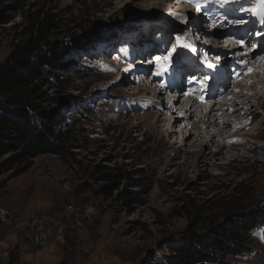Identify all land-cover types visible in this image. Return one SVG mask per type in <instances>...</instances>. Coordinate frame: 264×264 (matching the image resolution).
Instances as JSON below:
<instances>
[{"label": "rangeland", "instance_id": "rangeland-1", "mask_svg": "<svg viewBox=\"0 0 264 264\" xmlns=\"http://www.w3.org/2000/svg\"><path fill=\"white\" fill-rule=\"evenodd\" d=\"M26 5L31 11L42 5L65 26L76 24L80 18L87 20L86 16L97 22L114 21L107 26L113 32L138 27L131 38L149 34L146 31L160 22L162 32L166 30L164 33L170 36L183 28L191 41H199L197 46L209 39L206 34H216L201 24L203 34L206 33L202 35L199 22L194 20L200 17L194 13L184 16L187 21L188 15L192 17L189 24L165 23L164 17L176 18L169 14L177 5L173 0H28ZM10 15V22L0 24V61L10 52L22 27L21 16ZM178 25L182 28L166 29ZM115 35L116 39L95 56H89L84 64L93 67L99 80L80 93L69 91L74 101L92 105L103 123L78 118L76 122L83 129L80 137L89 142L75 146L73 156L64 159L57 154H40L23 165L18 175L2 166L0 264L159 263L164 260L162 257L172 255L168 249L170 240L185 229L192 214L205 225L216 217L212 210L227 203L224 196L228 193L241 191L244 195L264 197V103L257 106L259 114L253 124L246 119L241 126L234 119L233 128L220 126L221 139L215 140L217 145L225 146L222 152H217V147H205L204 143L191 146L185 136L191 123L199 114H205L210 104L202 105L201 112L192 108L198 110L195 118L177 122L176 115L181 116L183 108L179 103L170 114L167 95L160 94L163 107L149 105L148 97L137 88L142 87L139 79L144 76L131 73V56L124 58L118 49L120 41L126 45L127 36L121 32ZM245 84L240 82L244 87ZM142 85L153 91L148 96L158 95L154 84L145 81ZM119 100L127 105L115 110L111 102ZM162 112V118L156 115ZM223 114L227 116L226 112ZM157 119L159 130L168 133L165 140L160 138L159 130L152 128ZM218 126L207 129L205 138ZM97 166L114 173L126 171L130 178L114 185L95 173ZM111 184L110 193L102 190ZM122 190L131 194L122 199ZM245 243L254 252L240 258L238 264H264L260 233Z\"/></svg>", "mask_w": 264, "mask_h": 264}, {"label": "trees", "instance_id": "trees-1", "mask_svg": "<svg viewBox=\"0 0 264 264\" xmlns=\"http://www.w3.org/2000/svg\"><path fill=\"white\" fill-rule=\"evenodd\" d=\"M27 1L0 0V24L10 22L11 13L22 19L10 52L0 61V175L2 166L20 174L23 165L40 154H57L63 159L73 156L75 146L89 142L80 137L83 129L78 118L103 124L92 105L74 101L69 91L80 93L99 80L92 66H84L89 61L86 54L98 52L113 32L107 26L114 21L97 22L84 16L87 20L80 18L65 26L42 5L31 11ZM75 63L76 69H72ZM112 102L115 110L127 105ZM95 173L114 185L130 178L126 171L114 173L101 166ZM112 186L102 190L110 193ZM130 194L120 192L122 199ZM253 195L228 193L224 196L227 203L212 210L216 217L209 224L192 214L185 229L170 240L172 255L155 264H238L240 258L254 252L245 240L264 228V197Z\"/></svg>", "mask_w": 264, "mask_h": 264}, {"label": "bare ground", "instance_id": "bare-ground-1", "mask_svg": "<svg viewBox=\"0 0 264 264\" xmlns=\"http://www.w3.org/2000/svg\"><path fill=\"white\" fill-rule=\"evenodd\" d=\"M175 3L176 2L174 1V4ZM181 5H184V3H181ZM223 6L226 7L227 4H223ZM184 7L185 6H182L180 7L181 9H178V10L187 12L186 15L188 13L189 14L193 13V11L191 12V9H186ZM238 9H240V7H238ZM194 14L200 17L199 20L197 18H195L194 20L197 23L199 22L201 31L204 30L202 26H204V28L208 26V25L203 24V21L210 23L212 25L211 31H216L215 36L210 35L213 37H210L211 39L205 42V44L208 45V47L205 50L207 51L208 49L214 53L213 55L209 54L208 59L210 60L212 56L217 55L218 57H222V61H226V63L231 62L233 60L236 61V65L239 69L236 79L232 81L228 80L227 71H226L227 68L224 70V78H221L220 76H218V77H214L213 79H207L205 82L201 84V88L199 90V95L197 98V100H201L200 98L201 96L203 97V99L208 98L203 101H195V99L192 98L191 94L188 96L189 98H185L182 100H181L182 95L179 93L173 94L172 91H167L162 94L167 95L166 102L171 104L170 106L167 107V110H169L170 114L173 111L175 112V109L177 108V104L179 103H180V107L183 108L182 115L181 116L176 115L177 117L174 120L175 122L180 121V120L185 121V120H188L189 118L190 119L195 118L196 117L195 111L198 112V110H192V108L200 109V112H201L202 111L201 109H203L201 107L202 105L210 104V107L208 106L207 112H205V114H199V116L197 117L198 119L194 123L193 122L191 123L189 132L185 136V140L186 141L191 140V144H190L191 146H200L202 143H204L205 147H217V152H222L225 146L223 144H221L220 146L217 145L216 142L218 140H215V138L221 139L220 138L221 131H223V129L221 130V128H225V129L233 128L234 119H238L239 121L238 123L241 126L243 123L242 121L246 119L249 120L250 124H253L255 122V119H257L256 117L259 114L256 109L257 106H260L264 103V79H263L264 77V44L263 46L257 49H253V47H251V45L254 43V38L253 36H251L248 39H245L247 34H249V31L251 30V27L247 26L246 24L241 25L240 23H236L235 25L226 26V24L229 23L228 20L223 19L221 21L222 24H219V23H215L214 19L204 20L203 16L200 15L199 12H194ZM188 18L189 19L186 24H189L192 20V17H190V15H188ZM239 18L240 20H245L247 17L242 16ZM200 22H202L203 24L202 26ZM221 25H224V26H221ZM175 28L180 29L182 28V26L180 25ZM185 32L186 31H183V28H182L180 29V33H176L173 36H169L168 39H175L176 36L184 35ZM206 35L209 36V34H206ZM191 38L192 37L188 35V39H191ZM222 38H225V40ZM165 41H166L165 38L157 40L158 44L160 45L164 44ZM192 41H193L194 47L199 52H201L203 50L201 49V46H202L201 41H200V44H201L200 46H197L198 45L197 43H199V41L194 40V38L192 39ZM221 41H223L225 44L223 45ZM241 43L244 44V47H241ZM154 54H156V52ZM157 54H160V52L158 51ZM201 58H203V55H201ZM241 61H247V64L245 65L244 63H241ZM135 63H137V61H135ZM185 63H186V60L184 59L181 60V63L179 64V66L182 65L180 71H182V69L183 71H185L184 69L186 68L183 65ZM147 64L149 65V62ZM147 64L143 65V67L141 66L135 67L132 70L133 73H135L136 76H139V75L144 76L142 72H144L145 74L147 73L146 71L148 70ZM201 69H203V67H201ZM248 69H252L253 71L249 72ZM186 71H190L191 73L201 72L198 70L196 65L188 66ZM258 73L260 74V76L257 75ZM209 74L210 72L208 71V67L206 66L205 70H203L202 75L197 77V79L199 80L202 77H205ZM187 75H190V74L187 73ZM145 77L146 75L144 76L143 80L139 79V86H142V87H137L138 92H141V90L143 91L142 93H144V97L146 98L148 97L149 105L156 106V108L163 107V100H161V97H160L161 96L160 94L162 91H159L158 95L156 94L154 97L148 96L153 91H151V89L148 86L142 85V83L143 82L145 83L146 81ZM240 82L246 83L245 84L246 87H244V85H240ZM218 84H220L221 86L220 91L218 90V87H217ZM247 84L249 85L247 86ZM198 85L200 84L198 83ZM165 88H169L171 90L172 85L168 84L167 87H163L162 89L165 90ZM173 96H175L174 99L172 98ZM219 101L221 102L220 104H219ZM165 108L166 107H164V109ZM153 112L154 110H151V113ZM225 112L227 116L223 114ZM156 115H160L161 116L160 118H162L163 112L162 114L157 113ZM165 118H167V116L163 117V119ZM158 122H159V119H157L156 122L152 124V128H156V131L159 130V128L157 127ZM249 123H248V126H249ZM215 126H218L219 129H217L215 132L211 133L207 138H205L206 137L205 133L207 132L206 130L209 128H214ZM157 132H160V138L162 140H165L166 137L168 136L167 132H163L161 130ZM221 141L224 142V139ZM183 145H185V142Z\"/></svg>", "mask_w": 264, "mask_h": 264}, {"label": "snow or ice", "instance_id": "snow-or-ice-1", "mask_svg": "<svg viewBox=\"0 0 264 264\" xmlns=\"http://www.w3.org/2000/svg\"><path fill=\"white\" fill-rule=\"evenodd\" d=\"M186 2L188 3H197V0H186ZM217 3L223 5V4H227V3H231V2H235V0H216ZM252 14L253 15H259L262 17L261 23H264V0H259V7L258 9L252 10ZM170 15H174V16H178L179 14L176 13H172ZM180 22L181 23H187V18L186 17H181L180 18ZM235 23H240L241 21L236 20L234 21ZM256 35H261V33H256ZM176 45L180 48H188L191 49V51L195 52L196 48L193 47L192 43L189 42L188 40V33L185 32L183 36H176ZM241 47H244V44L241 43ZM174 52H176V47L172 48V51L168 53V56H171ZM155 59L157 61H159L161 59V57L157 56L155 57ZM165 60L168 59V57H164ZM241 63H244L245 65L247 64V61H241ZM209 67H213L212 64L208 65ZM249 72L253 71L252 69H248ZM160 72H157L156 75H160ZM201 100H203V97H200ZM260 238L262 240H264V228L261 229V234H260Z\"/></svg>", "mask_w": 264, "mask_h": 264}]
</instances>
